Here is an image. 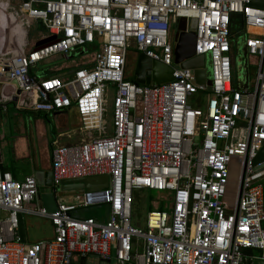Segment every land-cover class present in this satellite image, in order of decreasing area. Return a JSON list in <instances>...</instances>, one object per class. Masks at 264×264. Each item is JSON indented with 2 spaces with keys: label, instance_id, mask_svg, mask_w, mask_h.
I'll return each instance as SVG.
<instances>
[{
  "label": "built area",
  "instance_id": "obj_1",
  "mask_svg": "<svg viewBox=\"0 0 264 264\" xmlns=\"http://www.w3.org/2000/svg\"><path fill=\"white\" fill-rule=\"evenodd\" d=\"M0 5L10 7L5 0ZM19 7L28 24L40 21L44 38L51 39L0 57V110L11 102L18 110L75 112L82 138L50 144L54 195L63 180L106 175L108 181L98 191L57 196L53 212L40 204L31 208L25 204L38 200L35 177L16 179L2 168L0 155V264H78L89 255L110 261L112 247L116 264L264 262V157L258 159L264 144V0H23ZM178 17L185 18L186 30L196 19L195 55L207 60L210 89L196 81L193 69L174 63ZM235 21L245 29L247 69L251 59L256 66L251 89L249 78L243 88L237 83L230 34ZM92 45L85 64L59 73L32 71L50 56ZM129 48L170 67V80H129ZM198 92L205 93L204 108L188 103ZM137 189L166 193L143 229L131 225ZM24 213L47 218L53 235L22 242Z\"/></svg>",
  "mask_w": 264,
  "mask_h": 264
},
{
  "label": "rangeland",
  "instance_id": "obj_2",
  "mask_svg": "<svg viewBox=\"0 0 264 264\" xmlns=\"http://www.w3.org/2000/svg\"><path fill=\"white\" fill-rule=\"evenodd\" d=\"M9 1L10 7L5 11L3 5H0V11L8 13L9 18H17L22 24L21 28L23 31L18 32L15 21L13 24H9V28L3 27L2 24L6 23L3 20L6 18L1 17L0 15V38L5 32L4 45L5 50L3 52L2 42H0V57L7 58L12 53L19 52L22 50H31L35 48L36 43L42 38L46 37V31L44 28L38 26V21H33L31 24H28L27 17H24L20 11L19 4L22 3L23 0H5ZM233 29L232 37H231V46L232 51L234 52V45L239 42V54H238V64H237V72L239 74L241 72H247L248 70V78L249 85L248 87L251 89L254 86V77L256 66L251 64L252 59L249 58V67L247 69V61L248 57L245 56L242 41L244 34L240 33V30L237 29L239 26L236 23ZM17 29V30H15ZM172 33H176V24H173ZM172 43L174 44V36L172 37ZM93 46V45H92ZM95 47V46H93ZM91 52L92 50L88 46L79 47L72 54L67 56L53 55L47 58L43 64V68H33V72H37L38 74H46L50 73V71L62 72L63 70L72 69L78 65V62L84 59L85 55ZM140 54H135V50L133 48H129L128 50V59L130 60L129 64L126 68V73L129 75V80H136L140 77V67L143 65V58H141ZM145 61V60H144ZM145 65V64H144ZM246 66V67H245ZM206 70H208V63L206 60ZM247 69V70H246ZM208 76H210L208 74ZM109 90L112 91L113 87L110 86ZM205 94V93H204ZM204 94L202 92L195 93L188 99V103L192 106H197L200 108H204ZM112 93H110L108 100V107L111 106L112 101ZM73 112V111H71ZM15 113H17L18 117H21L25 124V132H13L14 127V119ZM17 117V118H18ZM75 115H72L70 111L59 110L56 112L47 113L46 115L43 113L33 112L31 110H27L24 112H20L16 110L13 106V103H8V112L2 113L0 117V150L1 156L5 164H9L12 160H14V143H23L24 151L27 152L22 158H19L16 162L17 166H19V170L21 173H30L32 165L35 161L38 163L40 159L43 160L44 156L47 155L49 157L50 144L51 140L56 138L60 142H64V137L56 136L59 132L63 131H71L73 124L76 123ZM242 122L239 121V128L242 126ZM74 135H80L81 130L73 129ZM80 132V133H79ZM232 143V142H231ZM233 179H231V182ZM166 193L160 191H154L149 189H137L134 190V202L132 209V217H131V225L133 227L143 229L145 227V221L147 213L156 208L152 202L153 200L160 201L163 195ZM235 195V188L233 186L228 188L227 197L233 198ZM27 241L31 239H37L41 237L43 231L41 230L42 224L41 218L38 216H32L27 213L23 214ZM30 243V242H27ZM256 254H259L258 251H253ZM114 247L111 249L112 258L109 261V264H116L113 259ZM97 257L95 255H89L87 257L84 264H93L96 261Z\"/></svg>",
  "mask_w": 264,
  "mask_h": 264
},
{
  "label": "water",
  "instance_id": "obj_3",
  "mask_svg": "<svg viewBox=\"0 0 264 264\" xmlns=\"http://www.w3.org/2000/svg\"><path fill=\"white\" fill-rule=\"evenodd\" d=\"M253 5H260L261 2L254 1L252 2ZM234 19L239 18V16L234 15ZM239 21H235L230 26V34L232 35L234 27H236V23ZM176 33L174 34V63L177 64L181 68H190L193 69L195 79L199 83H207L208 89H210V76H208L209 71L207 72L205 68V57L203 55H195V43H196V36H195V27H196V19H190L188 22V30L185 27V18L178 17L176 21ZM237 29L240 30V33H243L245 29L242 27L240 23H238ZM38 26L43 28L41 22L38 21ZM244 38V37H243ZM51 38H42L36 43V48H39L46 44ZM242 47L245 56L246 51L243 46ZM238 54H239V45L236 47L235 50V59L234 65L236 69V78L239 87L243 88L248 84V71L247 72H237V64H238ZM143 58L142 56L140 59ZM144 59V58H143ZM148 61V64L141 65L140 67V77L137 78L139 83H144L146 76L151 78L152 83H162L165 81L170 80L172 69L168 66H165L159 62H153L148 59H144ZM40 67V65H38ZM44 64L42 65V67ZM246 67V66H245ZM247 70V69H246ZM210 75V74H209ZM263 148L261 149V151ZM261 151L258 154V159H262ZM35 179L38 183L39 192H38V200L39 204L47 209L49 212L55 211L57 207V196H64L68 194H72L76 191H98L102 187L107 186L108 176L106 175H99V176H90V177H81L75 179H67L61 182L59 192L54 195L50 187L52 186L51 180V172H35ZM92 210L87 212V215L93 214ZM19 234L22 242H26V233L25 227L23 223L22 215L19 214ZM97 257V256H96ZM84 264L85 262H80ZM93 264H109L108 260H104L102 258L96 259ZM254 264H264L263 261H256Z\"/></svg>",
  "mask_w": 264,
  "mask_h": 264
},
{
  "label": "crops",
  "instance_id": "obj_4",
  "mask_svg": "<svg viewBox=\"0 0 264 264\" xmlns=\"http://www.w3.org/2000/svg\"><path fill=\"white\" fill-rule=\"evenodd\" d=\"M0 15H1V17L4 16V18H6L5 20H7L6 21L7 24L6 23H3L2 26L3 27H6L7 29L9 28V24H13V21H15V22L17 21V18H14L15 16H13L12 18H9L8 13H6V12L0 11ZM3 33L5 34V32H3ZM5 38L6 37H4L3 35L0 38V42H2L1 44H2L3 52L6 49L5 48V45H4V39ZM88 47L92 51L91 52L89 51V53L85 55L84 59L80 61L81 64H85L86 63L85 62L86 59H90V57L93 56V51L95 50V48L93 46H88ZM80 62H78V63H80ZM51 72H53V73H59V70H57V71H50V73ZM48 73H46V74H48ZM14 108H15V106H14ZM15 109L18 110L17 108H15ZM18 111L24 112V111H27V110H18ZM7 112H8V104H7V107H6L5 110H3V109L0 110V117H1V114L2 113H7ZM33 112H35V111H33ZM70 113L72 115H75V117L77 118L75 112H71V110H70ZM14 115H15V119H14V122H13L14 127H13V130L12 131L13 132H25L26 129H25V124H24L23 119L21 117H18L17 113H15ZM76 120L77 121H76L75 124H73L72 130L73 129H77V127H78V118ZM72 130L71 131L59 132L58 135H56V136L62 135L64 137L65 141L64 142H61V143L68 144V143H73V142L79 141L80 138H82L81 133L79 132L80 135H77V134L74 135V132H72ZM13 147H14V150L16 151L14 153V155H15L14 156V160H12L11 162H9V164H5L4 161H3V158L1 156V161H2L1 164H2V168L4 170H6V171H9L16 179L22 180L25 176H29V175L35 177V172H40V171L41 172H47V171H51V166H50V151H48L49 152V157H47V155H45L44 158H43V160L40 159V161L38 163H36L37 161H35L34 164L32 165V168H31L30 173H21V171L19 170V166H17V164H16L17 163L16 161L19 158H22L27 152L24 151V144L23 143H14L13 144ZM262 148H263V150L261 151V156L264 157V144H263V147ZM0 155H1V150H0ZM262 184H263V187H264V178L262 179ZM263 196H264V194H263ZM69 197L70 196H68V197L66 196L65 197V200L66 199L67 200H70ZM38 205H39V200H37V199H35V200H33V201L28 202V203L25 204V206L31 207V208H35ZM263 205H264V200H263ZM94 212L95 211H93L92 213H94ZM29 215H32V214H29ZM32 216H34V215H32ZM35 216H37V215H35ZM38 217H40L41 218V221H42V224L41 225L39 224V227L41 226L40 228L43 231V233H42L43 235L41 237L37 238V239H31L29 241H27V236H26V243L27 242L33 243V242H35L37 240L47 239V238H50L53 235V228H52V225H51L50 221L47 218H44V217H41V216H38ZM22 218H23V223H24V217H22ZM262 226L264 228V221L262 222ZM24 227H25V223H24ZM25 233H26V229H25ZM30 243H28V244H30ZM78 264H81V263H78Z\"/></svg>",
  "mask_w": 264,
  "mask_h": 264
},
{
  "label": "trees",
  "instance_id": "obj_5",
  "mask_svg": "<svg viewBox=\"0 0 264 264\" xmlns=\"http://www.w3.org/2000/svg\"><path fill=\"white\" fill-rule=\"evenodd\" d=\"M129 62H130V60L128 59L127 60V64H126V68H127V65L129 64ZM125 73H126V71H125ZM129 75L126 73V77H128ZM132 81H134V80H132ZM134 82H136V83H139L138 81H134ZM152 83V81H151V78L149 77V76H146V78H145V82H144V84H151ZM31 111H33V110H31ZM35 112H38V113H43V114H47L46 112H41V111H35ZM232 183H233V181H232ZM157 203H159V202H157L156 200H153V202H152V204L156 207L157 206ZM158 207H162L161 205L160 206H158ZM157 207V208H158Z\"/></svg>",
  "mask_w": 264,
  "mask_h": 264
},
{
  "label": "bare ground",
  "instance_id": "obj_6",
  "mask_svg": "<svg viewBox=\"0 0 264 264\" xmlns=\"http://www.w3.org/2000/svg\"><path fill=\"white\" fill-rule=\"evenodd\" d=\"M2 21L6 22L7 20H3V19H2ZM15 23H16V25L14 24V27H17L18 32L20 31V33H21V31H23L22 28H21V26H22V25H21V22H20L19 20H17ZM6 24H7V22H6ZM17 29H15V30H17ZM3 36L5 37V34H4V33H3ZM19 52H20V51H19Z\"/></svg>",
  "mask_w": 264,
  "mask_h": 264
},
{
  "label": "flooded vegetation",
  "instance_id": "obj_7",
  "mask_svg": "<svg viewBox=\"0 0 264 264\" xmlns=\"http://www.w3.org/2000/svg\"><path fill=\"white\" fill-rule=\"evenodd\" d=\"M173 27V26H172ZM173 34V33H172ZM173 36H174V34H173ZM143 60V63L146 65V64H148V61L147 60H145L144 61V59H142Z\"/></svg>",
  "mask_w": 264,
  "mask_h": 264
}]
</instances>
